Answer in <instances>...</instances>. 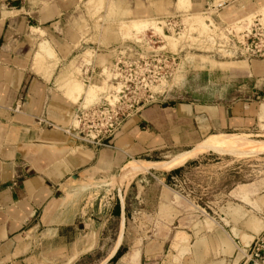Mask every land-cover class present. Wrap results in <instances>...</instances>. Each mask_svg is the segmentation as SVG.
Returning <instances> with one entry per match:
<instances>
[{
	"label": "crops",
	"instance_id": "1",
	"mask_svg": "<svg viewBox=\"0 0 264 264\" xmlns=\"http://www.w3.org/2000/svg\"><path fill=\"white\" fill-rule=\"evenodd\" d=\"M220 1L188 0V4L192 11L217 13L210 16L214 21L219 19ZM176 3L0 0V264H76L91 252L99 254L93 264L240 263L242 246L264 227L263 222L249 215L240 225L230 226L228 233L208 216L192 225L177 210L182 206L180 196L163 184L158 206L177 211H171L165 226L157 230L132 226L127 186L155 168L164 169L159 170L165 172L163 181L173 180L194 158L135 173L126 168L134 161L166 163L198 156L200 144L211 137L263 130L264 58L215 62L219 68L238 72L233 76L240 78L234 88L227 83L219 100L145 105L127 117L104 146L75 141L66 131L77 104L61 92L63 64L77 46L103 40L101 30L88 20L71 30L74 25L68 17L84 6L89 14L111 13L118 23L146 21L176 13ZM112 38L108 42L119 40L117 35ZM43 43L51 47L53 58L41 53ZM89 48L96 55L98 47ZM37 53L43 58L39 60ZM237 142H216L208 154L235 151ZM175 154L166 161H151ZM109 177L111 182L102 180ZM110 184L115 186L111 198L101 189L95 211L89 212L85 193L91 186ZM237 195L249 194L240 190ZM258 201L262 199H255V207L261 208ZM224 214L233 222L241 215L228 204ZM89 234L95 237L90 244L84 240ZM143 235L149 237L146 242L140 238Z\"/></svg>",
	"mask_w": 264,
	"mask_h": 264
},
{
	"label": "rangeland",
	"instance_id": "2",
	"mask_svg": "<svg viewBox=\"0 0 264 264\" xmlns=\"http://www.w3.org/2000/svg\"><path fill=\"white\" fill-rule=\"evenodd\" d=\"M231 1L235 2L228 1L221 5L218 11L219 19L215 17L214 21L210 19V16L217 13L209 10L203 12L192 11L190 4H187L189 9L187 11L184 9L185 11L181 10L179 12L180 10L176 9L178 12L171 15L179 16L181 26L174 32L171 29L166 31L161 19L157 18L136 21L135 23L133 21L130 25V22H114L111 13L105 14L103 12L98 16V14L87 13L84 6L82 12L77 9L75 13L68 17L70 24L74 25L71 30H78L80 22L85 25L86 20H88L89 23L94 25L95 29L101 30L100 34L103 36V40L97 45L82 44L77 46L76 50L63 64L65 75L62 77L64 83L60 84L61 92L65 95V85H68L72 79L79 81L83 92L89 87L92 89L94 87V90H92L93 95H90L84 101L83 96L77 101L68 98L76 103V106L81 104L82 107H88L96 102L100 96L116 95L115 92L121 85L123 92L119 95L124 101L127 99H141L147 94L152 95L153 101L150 104L158 105H162L164 102L172 104L175 101L213 102L219 100L223 93L227 91V83L234 88L239 84L240 78L233 76L238 75V72L231 73L227 68H219L215 65V62H245V57L239 56L237 50L234 52L235 47L227 42V38L239 39L240 35L248 30L252 23L258 22L264 25V0ZM123 24L125 27L130 26V28L125 29ZM262 32L264 34V30ZM113 35L118 36V42H108L113 39ZM147 35H152L150 42H139L141 38H147ZM166 36L169 37V41ZM170 38L173 45L175 44L172 50L168 47V42H171ZM129 43H133L130 52L118 56L107 52L108 49L116 45ZM171 45L169 44L170 48ZM91 46L98 47L96 55L89 50ZM162 51L173 53L176 57L175 60L163 61L152 57V54H160ZM140 55H148L149 57L144 58ZM112 58L115 59L114 63H117L113 67ZM86 65H93L94 67H92L95 70L88 80H84L82 77V70ZM66 81L68 84L65 83ZM233 94L238 93L234 92ZM260 128L263 130L249 133L250 135L240 132L233 133L234 135L230 137L218 136L207 139L209 140L208 143L206 140L199 146V154L200 152L202 154L189 156V159L197 158L186 164L185 168L176 177H173V180L163 181L161 177L165 172L159 170L164 169L155 168L168 163H150L151 168L158 170L149 169L148 173L151 176L146 172H142L137 176V179H141V181L135 179L127 186V196L130 201L128 207L134 217L132 226H137L136 228L140 231H150L151 227L157 230L165 226L166 218L169 217L171 211L176 209L172 210L158 206V196L162 184L180 196L182 206L177 210H182L185 221L192 223V225L194 222L208 216L213 223L220 225L228 233L230 226L233 224L240 225V222L249 215H253L264 225V126ZM239 134L245 136L240 137ZM236 135L238 136L236 138L242 139H237L240 142L236 143L235 151L229 149L223 154L215 152L214 154H208L211 151L206 152L216 142L233 140ZM251 140L256 142L252 143ZM257 142H260L263 149L259 145V149L256 148L259 144ZM249 145L253 148H250ZM204 147H206V150ZM178 154L166 155V158L160 156L153 158L151 161H166ZM132 165L134 166L133 163H130V166ZM132 172H135V170ZM102 180L111 182V177ZM239 183L241 184L237 185ZM113 187L115 186H112V184L91 186L88 192L85 193L89 203H91L88 206V211H95L98 198L102 194L101 189H103L106 196L111 198ZM240 190L246 191L249 195L244 198L237 197ZM119 192L122 194V190H119ZM134 197L136 198L134 199ZM257 197L262 199L261 203L258 201L262 204L261 208L255 207ZM102 203L101 206L106 207ZM227 204L238 208L241 215L236 222H233L228 215L224 214V208ZM172 226L175 225L171 224L169 227ZM199 231L204 233L202 228ZM134 237L137 238L138 236ZM140 238L146 242L149 237L143 235ZM84 240L90 244L95 241V237L89 234L84 236ZM236 240H238V237H236ZM98 255L95 252L84 254L83 258L79 259L76 264H93Z\"/></svg>",
	"mask_w": 264,
	"mask_h": 264
},
{
	"label": "built area",
	"instance_id": "3",
	"mask_svg": "<svg viewBox=\"0 0 264 264\" xmlns=\"http://www.w3.org/2000/svg\"><path fill=\"white\" fill-rule=\"evenodd\" d=\"M223 5V1L217 4V7ZM163 27L166 31L170 29L174 32L181 26L180 18L178 15H169L161 18ZM264 25L258 22L252 23L248 30H245L240 38H227V42L234 46L238 51L239 56L245 58H264ZM177 33V32H175ZM144 40L151 41L152 35ZM133 43L116 45L107 50L112 55H121L125 52H130ZM231 46V47H232ZM141 57L148 58L147 55H140ZM152 57L157 60L174 61L175 55L162 51L160 54L154 53ZM154 59V58H153ZM112 58V67L114 63ZM94 68L91 65H86L82 70V77L88 80L94 74ZM158 80V79H157ZM122 85L115 92L116 95H109L106 97L100 96L98 100L88 107L78 106L73 111L71 121L66 131L73 137L75 141L85 143L93 146H104L105 141L112 136L120 127L122 122L129 116L137 113L143 106L152 102V95L147 94L141 99L123 100L119 93H122ZM112 99L111 101L108 99ZM242 257L239 264H264V227L255 235L252 236L250 241L242 246Z\"/></svg>",
	"mask_w": 264,
	"mask_h": 264
},
{
	"label": "bare ground",
	"instance_id": "4",
	"mask_svg": "<svg viewBox=\"0 0 264 264\" xmlns=\"http://www.w3.org/2000/svg\"><path fill=\"white\" fill-rule=\"evenodd\" d=\"M103 2V1H102ZM187 4H188V0H177V3L175 4V8L176 9H179L180 11L179 12H181V10H186L187 11ZM184 10V11H185ZM189 10V9H188ZM176 12H178L177 10H176ZM235 14V13H234ZM193 16V15H192ZM201 18H202V16H200ZM99 19V18H98ZM97 21V20H96ZM133 22V21H132ZM136 21H134V23H135ZM138 23V22H137ZM146 23V22H145ZM133 24V23H132ZM124 25V24H123ZM130 25H131V22H130ZM97 26V25H96ZM127 26V25H126ZM124 27H125V25H124ZM123 27V28H124ZM128 27V26H127ZM127 27H125V29L127 28ZM134 27V26H133ZM128 28H130V26L128 27ZM132 28V27H131ZM97 29V28H96ZM134 29V28H133ZM128 30V29H127ZM135 31H136V29H134ZM167 37V36H166ZM169 37H167V40L169 41V39H168ZM165 39V38H164ZM171 39V38H170ZM171 42H172V45H171V42L169 43L168 42V47H169V49L170 50H172V48H174V45H173V41H172V39L170 40ZM139 42H144V43H146L145 42V40H144V37L143 38H141V40L139 41ZM169 44L172 46L171 48H170V46H169ZM39 49H40V46H39ZM169 50V51H170ZM38 51H40V50H38ZM36 53V52H35ZM39 54H40V52H38ZM38 53H37V55L36 56H40V55H38ZM41 53L44 55V56H46V57H48V58H53V52H52V49H51V47L48 45V44H44L43 43V45L41 44ZM43 55H41L42 57H39V60L40 59H42L43 58ZM35 56V57H36ZM38 57H36V58H38ZM36 62H38V61H36ZM43 62V61H42ZM36 64V63H35ZM38 65V64H37ZM47 65V64H46ZM36 66V65H35ZM38 68V67H37ZM39 68H40V66H39ZM200 68V67H199ZM41 69V68H40ZM66 78H67V76H66ZM70 80V79H69ZM69 80H67V81H69ZM67 81L65 82L66 84H68L67 83ZM70 83L68 84V85H65L66 87V89H65V91H64V93H65V95H66V97L67 98H69L70 100H75V101H77V100H80V97H82L83 96V101H84V99H86L87 97L89 98L90 97V95H93L92 94V90H94V87H93V89L92 88H88L87 90H85L84 92L82 91V87H81V85H80V83H79V81L78 80H74V79H72V81L70 80L69 81ZM62 84L64 83V82H61ZM101 84H102V82H101ZM62 87H63V85H62ZM114 88V87H113ZM94 93V92H93ZM93 97V96H92ZM89 101V100H88ZM78 106H82L81 104L80 105H78ZM78 106H76V107H78ZM76 107H74V110H75V108ZM73 110V111H74ZM73 111L71 112V115H70V119H69V123H74V122H72L71 121V117H72V114H73ZM75 124V123H74ZM67 133V132H66ZM244 135V134H243ZM250 135V134H249ZM239 136H240V134H239ZM242 136V135H241ZM240 136V137H241ZM245 136V135H244ZM244 136H242V137H244ZM247 136V135H246ZM218 137V136H217ZM230 137V136H229ZM233 137V136H232ZM231 137V138H232ZM236 137H238L237 135L235 136V138L234 139H242V138H236ZM212 138V137H211ZM248 138V137H247ZM210 139V138H209ZM245 139V138H244ZM249 139V138H248ZM247 139V140H248ZM212 140V139H211ZM214 140V139H213ZM220 140V139H219ZM206 141V140H205ZM208 141L209 140H207V143H208ZM221 141V140H220ZM226 141V140H225ZM242 141V140H241ZM219 142V141H218ZM245 142V141H244ZM251 142L253 143H255L256 141L255 140H251ZM251 142L249 141V143L251 144ZM246 143H247V141H246ZM248 143V144H249ZM257 143H259V144H257V147L256 146H254V147H256V148H258L259 149V146H260V142H257ZM205 144V143H204ZM214 144V143H213ZM264 144V143H263ZM203 145V144H202ZM201 145V146H202ZM206 145V144H205ZM209 145V144H208ZM254 145V144H253ZM259 145V146H258ZM207 146V145H206ZM210 146V145H209ZM250 146V145H249ZM203 147V146H202ZM212 147V146H211ZM252 146H250V148H251ZM205 148V150H206V147H204ZM208 148V147H207ZM253 148V147H252ZM260 148H262L261 146H260ZM264 148V147H263ZM262 148V149H263ZM199 149V148H198ZM201 149V148H200ZM209 149V148H208ZM255 149V148H254ZM204 151V150H203ZM207 151V150H206ZM197 153V152H196ZM200 153H202V152H200ZM190 156V155H189ZM195 156V155H194ZM193 158H195V157H193ZM189 158L188 157H178V158H173V159H171L169 162H166V163H168V164H173V165H182V164H184L185 163V161H187ZM131 163H133L134 164V166L132 165V166H130V164L128 165V167L126 168V170H130V171H133V170H135V172H137V170H139V169H146V168H149L150 167V163L149 162H143V161H134V162H131ZM165 163V162H164ZM152 164V163H151ZM130 167H132V168H130ZM152 167V166H151ZM150 167V168H151ZM125 170V172H127ZM129 171V172H130ZM134 172V173H135ZM97 191V190H96ZM98 194V193H97Z\"/></svg>",
	"mask_w": 264,
	"mask_h": 264
}]
</instances>
